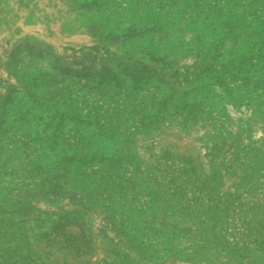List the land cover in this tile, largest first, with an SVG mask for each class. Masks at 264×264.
Listing matches in <instances>:
<instances>
[{
	"label": "rangeland",
	"instance_id": "1",
	"mask_svg": "<svg viewBox=\"0 0 264 264\" xmlns=\"http://www.w3.org/2000/svg\"><path fill=\"white\" fill-rule=\"evenodd\" d=\"M0 264H264V0H0Z\"/></svg>",
	"mask_w": 264,
	"mask_h": 264
}]
</instances>
